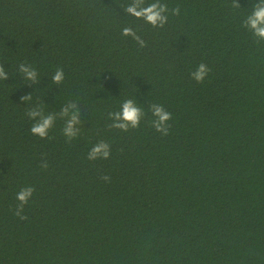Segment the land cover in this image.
<instances>
[{
	"label": "trees",
	"instance_id": "trees-1",
	"mask_svg": "<svg viewBox=\"0 0 264 264\" xmlns=\"http://www.w3.org/2000/svg\"><path fill=\"white\" fill-rule=\"evenodd\" d=\"M131 2L0 0V264H264V41L242 25L258 0H161L162 28L126 14ZM200 63L203 83L190 75ZM127 98L146 113L140 127L109 129ZM70 101L74 140L59 117L48 138L30 132V108ZM150 103L172 113L167 135ZM100 140L110 156L88 160Z\"/></svg>",
	"mask_w": 264,
	"mask_h": 264
},
{
	"label": "clouds",
	"instance_id": "clouds-1",
	"mask_svg": "<svg viewBox=\"0 0 264 264\" xmlns=\"http://www.w3.org/2000/svg\"><path fill=\"white\" fill-rule=\"evenodd\" d=\"M231 7L240 8L241 5L237 0H232ZM123 10L126 14L138 20H143L153 28H162L168 21L167 13L169 12V8L161 0H152L151 3H147L146 0H132ZM179 11V6L171 9L172 15H179ZM242 25L251 31L258 42L264 41V0H258V2L252 4V11L244 18ZM121 34L123 36H131L141 47L145 46L146 42L136 34V31L132 27H124ZM18 71L23 74L24 80L31 82V85L39 83L38 72L31 65L21 63L18 66ZM210 71L211 69L206 64L200 63L190 75L197 83H203ZM8 76L9 74L5 71L3 65L0 64V80H6ZM64 79L65 73L62 68H57L51 77L52 83L55 85H59ZM31 99L30 93L20 97V100L25 102ZM148 110L152 116L151 126L162 135H167L171 127L168 122L172 119V113L158 103H150ZM81 112L76 101H70L65 104L59 113L50 112L45 114L43 109L37 105V107L30 108L27 112L28 118L34 121L30 127V132L42 139L48 138L49 130L54 126L56 119L59 117L64 121L62 134L66 138L65 142H71L81 131L83 125V121L79 119ZM145 116V111L137 104L136 100L127 98L121 102L119 110L108 112V118L111 120V123L107 124V127L127 132L129 129L139 128L140 122ZM110 151V145L106 141L100 140L88 151L87 159L93 161L107 159L110 156ZM41 167L47 169L48 162L46 160L42 161ZM101 179L107 182L110 180V177L103 175ZM33 193L34 188L32 186L23 187L16 193V200L19 203L16 206L14 215L18 216L21 220L27 219L23 215L24 205L29 202Z\"/></svg>",
	"mask_w": 264,
	"mask_h": 264
}]
</instances>
